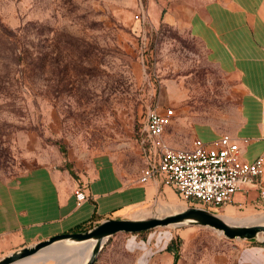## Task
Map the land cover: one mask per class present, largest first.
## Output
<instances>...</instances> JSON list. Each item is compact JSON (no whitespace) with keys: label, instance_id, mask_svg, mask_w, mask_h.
Returning a JSON list of instances; mask_svg holds the SVG:
<instances>
[{"label":"rangeland","instance_id":"374dc122","mask_svg":"<svg viewBox=\"0 0 264 264\" xmlns=\"http://www.w3.org/2000/svg\"><path fill=\"white\" fill-rule=\"evenodd\" d=\"M160 6L167 12L170 0H0V182L37 167L84 172L100 156L126 180H137L144 167L138 134L146 108L155 104L175 111L165 139L182 149L201 131L233 129L237 80L207 62L184 28L153 21ZM140 10L144 22L135 19ZM158 83L153 95L151 85ZM186 207L201 208L166 187L131 217ZM206 210L237 222L264 216L258 192L244 207L235 202ZM193 230L199 234L188 236ZM150 231L175 234L196 264L202 255L213 264L223 247L239 242L205 227ZM13 249H1L0 258Z\"/></svg>","mask_w":264,"mask_h":264},{"label":"crops","instance_id":"0c3cea01","mask_svg":"<svg viewBox=\"0 0 264 264\" xmlns=\"http://www.w3.org/2000/svg\"><path fill=\"white\" fill-rule=\"evenodd\" d=\"M141 13L146 14L140 10L136 15ZM152 15L153 21L184 28L203 47L207 62L238 82L233 129L225 135L205 130L196 138L208 142L228 136L239 145L242 160L264 157V0H170L167 12L160 6ZM165 141L182 149L174 141ZM261 182L264 186V175ZM79 185L85 188L86 200L76 205L73 192ZM165 188L158 181L126 180L102 156L84 172L34 168L0 182V250H17L79 228L87 230L105 219L130 218ZM256 196V186H249L236 194L234 203L244 207ZM176 241L170 231L116 234L95 264H174L176 254V264H196ZM221 251L213 264H264V239L234 242ZM205 263L202 255L199 264Z\"/></svg>","mask_w":264,"mask_h":264},{"label":"built area","instance_id":"2783aa9c","mask_svg":"<svg viewBox=\"0 0 264 264\" xmlns=\"http://www.w3.org/2000/svg\"><path fill=\"white\" fill-rule=\"evenodd\" d=\"M144 22L143 14L135 15ZM145 45V44H144ZM144 53V52H142ZM141 55L143 71L148 68ZM150 85V76H148ZM160 85H151L153 95ZM175 117L171 108L160 109L157 104L147 107L138 134V148L144 167L138 177L140 183L158 181L169 187L184 202L204 209L223 208L234 203L236 194L249 186H256L258 200L264 204V157L252 162L241 159L239 145L228 136L205 142L195 139L191 148L174 149L165 141V134ZM76 205L86 200L85 188L73 192Z\"/></svg>","mask_w":264,"mask_h":264},{"label":"water","instance_id":"95a60500","mask_svg":"<svg viewBox=\"0 0 264 264\" xmlns=\"http://www.w3.org/2000/svg\"><path fill=\"white\" fill-rule=\"evenodd\" d=\"M205 227L227 240L252 241L264 238V217L249 223L227 222L209 210L186 207L162 216L105 219L97 225L76 233L55 235L31 246L19 248L0 258V264H15L54 245L91 243L89 256L82 264H94L107 241L116 234H134L167 227Z\"/></svg>","mask_w":264,"mask_h":264},{"label":"bare ground","instance_id":"6f19581e","mask_svg":"<svg viewBox=\"0 0 264 264\" xmlns=\"http://www.w3.org/2000/svg\"><path fill=\"white\" fill-rule=\"evenodd\" d=\"M221 217L227 222L233 221L235 223H249L257 221L264 216L260 218L257 217L258 219L253 221L242 220L240 222L234 221L231 217H228L226 215ZM91 248V243L54 245L40 251L32 257L21 260L15 264H37L45 262L49 259H53L54 261H56L55 264H82L89 256Z\"/></svg>","mask_w":264,"mask_h":264},{"label":"trees","instance_id":"16d2710c","mask_svg":"<svg viewBox=\"0 0 264 264\" xmlns=\"http://www.w3.org/2000/svg\"><path fill=\"white\" fill-rule=\"evenodd\" d=\"M85 229H82V228H79V229H76L74 231H72L71 233H76V232H80V231H84ZM177 252V250L175 251V253ZM176 261H177V254L175 256V260H174V264H176Z\"/></svg>","mask_w":264,"mask_h":264}]
</instances>
